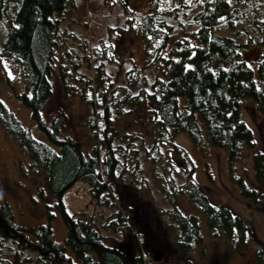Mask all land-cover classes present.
Returning a JSON list of instances; mask_svg holds the SVG:
<instances>
[{
  "label": "rangeland",
  "instance_id": "374dc122",
  "mask_svg": "<svg viewBox=\"0 0 264 264\" xmlns=\"http://www.w3.org/2000/svg\"><path fill=\"white\" fill-rule=\"evenodd\" d=\"M182 1L186 5L178 12L180 25L175 23L171 29L163 28L169 33L165 49L175 33L185 34L194 26L191 14L202 6V0ZM227 1L228 8H234L232 15L212 28L238 41H252L249 46L243 47L240 54L252 68L255 78L260 46L254 22L264 19V0ZM151 2L67 0L56 14L64 36L54 47V68L49 78L53 92L43 111L44 116L60 104L67 114L65 132L79 140L81 149L90 152L95 145L101 153L104 147L98 127L104 125L103 110L100 104L90 105L88 98L100 99L98 91L103 84L101 91L113 86V93L122 96L124 90L118 91L114 87L122 85L135 99L117 106L108 105L109 122L117 129L111 133L110 144L118 147L116 155L119 160V165L115 167L116 178L109 182L114 203H96L85 180L76 179L60 195L64 209L89 218L94 227L105 235L101 238L102 242L113 245L116 244L115 238L123 237L125 228L123 225L121 229L110 219L114 216L113 209L125 204L135 224L131 229L142 238L141 250L146 264H255L254 249L264 245V207L239 192L237 178L264 194V188L253 176L250 159L255 148L264 150V115L254 108L248 97L242 99L238 116L250 126L253 146L242 148L231 161L227 158L225 147L209 144L202 127L198 143L191 142L184 130H177L163 133L162 141L155 144L157 141L153 142L151 131L154 122L146 117L149 107L137 96L138 88L141 85L149 88L148 81L158 74L156 64L141 68L146 47L137 35L140 16L150 10ZM177 3L176 0H157V5L162 7ZM163 30L157 37L151 38L148 50L156 45ZM101 45L104 54L110 53L119 62L98 55ZM83 52L87 54L86 59L82 56ZM71 58L77 61L75 65ZM59 63L65 69L63 80L58 72ZM130 67L133 68V76L128 78L126 73L131 70H126ZM141 72L145 76L144 82L140 79ZM23 77L24 74L9 58L0 57V101L22 125L29 128L33 136L45 140L44 134L30 119L29 110L16 95L23 86ZM123 130L126 131L125 136L121 134ZM107 133L110 134L109 129ZM168 138L177 149L169 144ZM150 155H154L155 160H151ZM29 162L23 147L9 136L0 123V202L8 204L13 222L25 226L47 222L53 239L61 241L65 227L60 211L54 205L56 199L47 190L46 172L42 168H31ZM191 186L198 187L211 202H224L235 213L249 218L254 236L245 231L241 242L237 230L226 235L220 227L207 226L202 211L189 198L187 190ZM46 204L50 205L49 218ZM173 207L183 213H195L199 219L201 242L193 243L186 252H180L174 245L177 226L168 217V211ZM122 213L125 216L123 219L130 221L125 209ZM104 221L106 224H103ZM7 242L10 246L16 245L14 240ZM65 251L74 260L68 246H65ZM21 253L17 257L8 255L3 262L27 264L22 260L24 253ZM31 264H36V260L31 259Z\"/></svg>",
  "mask_w": 264,
  "mask_h": 264
},
{
  "label": "trees",
  "instance_id": "16d2710c",
  "mask_svg": "<svg viewBox=\"0 0 264 264\" xmlns=\"http://www.w3.org/2000/svg\"><path fill=\"white\" fill-rule=\"evenodd\" d=\"M176 1V5L162 7L157 5V0H152L150 10L140 16L137 35L146 47L141 68L156 64L158 74L148 81L149 88L143 85L138 88L137 96L149 107L146 117L154 122L151 131L153 142L157 141L155 144L162 141L163 133L177 130H184L191 142L198 143L202 127L209 144L225 147L231 161L242 148L253 146L251 128L238 116L242 99L248 97L254 108L264 115V19L254 22L260 46L254 78L252 68L240 54L243 47L252 41H238L212 28L232 15L234 8H228L227 0H202V6L191 14L194 26L185 34L175 33L165 49L169 33L163 28L171 29L175 23L180 25L178 12L186 5L182 0ZM66 2L0 0V57L9 58L24 74L23 86L16 95L29 110L30 119L44 134L45 140L33 136L1 101L0 123L23 147L29 166L45 170L47 190L56 199L54 205L58 207L65 227L63 239L54 240L47 222L28 226L15 223L8 204L0 202V264H5L6 256L17 257L21 252L24 253L22 260L27 264H31V259L36 260V264H146L141 250L142 238L131 229L135 224L125 204L115 207L114 216L110 219L121 229L124 225L123 237L115 238L116 244L107 245L101 240L105 235L94 227L89 218L67 212L61 201L63 190L76 179H83L96 203H114L109 182L116 178L115 167L119 160L116 155L118 147L110 144L111 133L117 129L109 122L108 105L117 106L124 101L135 100L122 85L114 86L118 91L124 90L122 96H118L113 93V86L101 91L103 84L98 91L100 99L88 98L90 105L100 104L103 110L104 125L98 127L104 147L101 153L95 145L90 152L81 149L79 140L65 132L67 114L60 104L44 116L43 111L53 92L49 78L54 68V47L64 36L56 14ZM122 7L127 9L125 5ZM161 29L163 33L156 45L148 50L151 38L157 37ZM100 48L98 55L119 62L110 53L104 54L102 45ZM82 56L86 59L87 54L83 52ZM72 63L75 65L77 61ZM98 64L101 67V63ZM130 68L126 70H131L126 73L128 78L133 76V68ZM58 72L63 80L65 69L62 63L58 64ZM140 79L145 81L143 72ZM125 133L123 130L122 136ZM166 140L173 148H178L169 138ZM149 157L155 160L154 155ZM250 159L253 176L264 188V150L255 148ZM237 180L239 192L264 207L263 192L246 186L239 178ZM187 192L202 211L207 226L220 227L226 235L237 230L241 242L245 231L254 236L250 219L246 216L235 213L224 202H211L196 186H191ZM45 207L49 218L50 205ZM122 209L130 221L123 219ZM168 217L177 226L174 238L177 250L186 252L193 243L201 242L200 223L195 213H183L173 207L168 211ZM7 240H14L16 245L10 246ZM65 246L69 247L74 260L66 253ZM17 248L30 250L18 251ZM254 259L255 264H264V245L254 249Z\"/></svg>",
  "mask_w": 264,
  "mask_h": 264
}]
</instances>
